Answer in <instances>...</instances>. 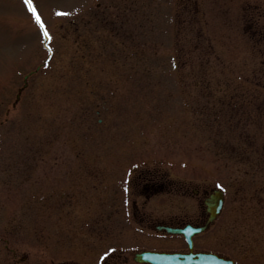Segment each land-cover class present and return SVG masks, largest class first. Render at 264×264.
<instances>
[{
	"label": "rangeland",
	"instance_id": "rangeland-1",
	"mask_svg": "<svg viewBox=\"0 0 264 264\" xmlns=\"http://www.w3.org/2000/svg\"><path fill=\"white\" fill-rule=\"evenodd\" d=\"M20 1L0 0V121H7V108L16 100L24 75L47 55L41 26L53 50L47 65L29 78L12 119L1 126L6 136L0 154L14 155L18 174L26 175H18L16 194L0 185L6 188L1 197L16 208L17 233L54 250L62 240L64 250H72L77 240L87 243L103 229L110 211L100 203L132 192L138 172L159 171L188 186L224 189L225 229L219 231L236 238L240 262L264 264V122L251 118L248 85L234 87L249 75L250 61L242 52L238 55L237 49L217 42L210 27L198 29L196 14L188 51L183 28L187 14L164 13L124 14L148 21L137 32L129 20L124 51L109 49L108 36L101 33L98 40V32L96 43L83 32L77 50L71 20L77 22L78 15L71 12L85 0H34L39 22L33 14H17ZM181 7L183 3L173 0L170 9ZM203 7L209 10L207 2ZM213 14L229 21L225 28L238 24L222 10ZM90 16L81 14L79 19L91 21ZM74 155L79 203L61 207L58 164L65 161L68 181L72 162L66 160ZM46 180L48 189L43 190ZM177 199L178 208H192L189 200ZM165 202L159 198L160 210L169 205ZM0 212L5 218L8 207Z\"/></svg>",
	"mask_w": 264,
	"mask_h": 264
},
{
	"label": "flooded vegetation",
	"instance_id": "flooded-vegetation-1",
	"mask_svg": "<svg viewBox=\"0 0 264 264\" xmlns=\"http://www.w3.org/2000/svg\"><path fill=\"white\" fill-rule=\"evenodd\" d=\"M174 1L177 2V0ZM205 2L209 5L208 11L203 7ZM172 3L173 0H106V2L85 0L81 8L71 12L78 15L77 22L75 19L72 20V23L75 24L73 35L76 49L79 50L82 47L81 35L83 32H87L95 43L98 32V40L103 38L101 33L108 36L105 44L109 49L124 51L128 47L126 28H129L133 21L138 28L137 32H139V29L141 30L144 24L148 22L144 20L143 16L130 17L129 19L124 14L164 13L187 14L183 26L184 40L185 49L191 51L194 28L193 14H196L195 19L199 18L197 20V23L200 24L198 29L210 27L216 32L221 28L219 23L222 19L224 21L223 27L229 23L224 19L225 17H220V14H213L222 10V15L238 23L230 24L225 28L227 32L238 35L235 38L233 48L237 49L238 55L239 52H242L243 56L250 61L248 78H239L238 84H235L234 87L240 88L242 83L248 85L249 101L247 108L251 118L255 123L256 118L264 122V111L261 108V101L264 99V0H184L183 2L178 0L179 4L183 3V8L181 7L180 10H171ZM159 5H168V9L158 10L160 9ZM33 7L35 11L32 10ZM223 7L227 9L223 11ZM16 12L17 14H40L34 0H32L31 6L26 4L25 0H21ZM81 14H91L92 20L79 19ZM206 14H211L209 20H206ZM129 20L132 21L129 22ZM200 20L204 22H200ZM174 30L177 32L176 26H174ZM158 39L159 37H155V43L159 47L161 42ZM171 40L172 34L169 35V41ZM137 42L140 44L139 40ZM173 42L176 43L175 34ZM46 45L44 43L45 48ZM209 51L211 50L209 49ZM188 61L190 63V59ZM124 64L122 61L123 66ZM189 66L191 67V64ZM189 75L187 78L191 81ZM240 93V95H244L246 92L241 91ZM16 108L17 103L15 105L13 103L7 108L5 120L12 119V113L16 111ZM7 121H0V148L6 136L1 126H5ZM8 137L11 139L14 136L10 133ZM40 141L45 140L41 139ZM75 157L76 155L72 161L66 160V163L72 162V172H70L68 181L64 174L65 168H67L64 164L65 161L63 160L58 164L61 171L60 176H58V187L60 188L58 200L61 202L59 204L61 207H74L79 203L77 194L79 186L77 174L79 175V173L73 172L74 163L77 161ZM68 171L70 170L68 169ZM18 175L26 176L21 173L18 174L16 157L0 154V185L4 184L3 186L8 187L13 194H16L17 190L15 191L13 187H16ZM41 185L43 190H47L48 180L43 181ZM133 185V191L123 194V199L114 200L107 204L100 203L101 206L107 207L110 211L106 223L103 224V229H98V233L91 236L87 243L77 240L73 249L69 250L70 252L64 250V241L62 240L54 250V247H49L48 243L33 242L27 236L18 234L16 226L13 224V210L16 211V208L5 202L6 196L1 197V193L6 188L3 189V186H0V211L5 207H8L9 210L3 219L0 212V264H153L139 260L140 251L148 249L186 252L188 243L185 236L179 233L177 229L188 224L202 228L201 232L192 236L195 251L213 252L221 257L231 258L238 264H244L238 258L240 245L236 238L230 235L229 238H226L224 230L219 231L220 228L225 229L221 225L225 217L226 203L220 214L208 222L210 215L206 201L211 196L212 187L202 184L188 186L185 183H177L162 176L159 171L138 175L133 179ZM67 189L71 190V193L65 192ZM159 198L161 201L169 202V205L162 210L159 208ZM10 199L12 197L8 198V200ZM176 199L178 201L189 200L192 208L190 207V210L178 208L180 205H175ZM169 206L171 207L166 209ZM123 210H126L125 214L129 218H133L131 221L134 222V226L129 225V218L125 220L122 216ZM117 212H120L119 219L115 217ZM10 222L11 225L7 227L6 224ZM94 229L96 230V227ZM211 233L212 235H210Z\"/></svg>",
	"mask_w": 264,
	"mask_h": 264
},
{
	"label": "water",
	"instance_id": "water-1",
	"mask_svg": "<svg viewBox=\"0 0 264 264\" xmlns=\"http://www.w3.org/2000/svg\"><path fill=\"white\" fill-rule=\"evenodd\" d=\"M27 78H28V76L25 77L24 86L20 89V91L27 86ZM222 203H223V191L216 190L215 193L212 195L211 199L209 200V209H210V212L212 213V217H214L220 211ZM197 256H199L200 259L203 257V256H201V254H194L193 255V257H197ZM179 257H181V256H179ZM192 262H194V261H192ZM219 263H220V261H219ZM219 263L216 261H213V262L211 261V262H208L207 264H219ZM204 264H206V263H204Z\"/></svg>",
	"mask_w": 264,
	"mask_h": 264
},
{
	"label": "snow or ice",
	"instance_id": "snow-or-ice-1",
	"mask_svg": "<svg viewBox=\"0 0 264 264\" xmlns=\"http://www.w3.org/2000/svg\"><path fill=\"white\" fill-rule=\"evenodd\" d=\"M25 3L28 4L29 6H31V5H32V0H25ZM32 10L35 11L34 7L32 8ZM36 19H37V20L40 19L38 14H37V16H36Z\"/></svg>",
	"mask_w": 264,
	"mask_h": 264
}]
</instances>
